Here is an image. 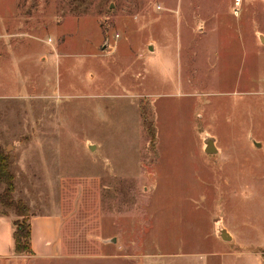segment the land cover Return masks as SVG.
Returning a JSON list of instances; mask_svg holds the SVG:
<instances>
[{
	"label": "rangeland",
	"instance_id": "rangeland-1",
	"mask_svg": "<svg viewBox=\"0 0 264 264\" xmlns=\"http://www.w3.org/2000/svg\"><path fill=\"white\" fill-rule=\"evenodd\" d=\"M261 36L264 0H0L14 199L73 264H264Z\"/></svg>",
	"mask_w": 264,
	"mask_h": 264
},
{
	"label": "crops",
	"instance_id": "crops-1",
	"mask_svg": "<svg viewBox=\"0 0 264 264\" xmlns=\"http://www.w3.org/2000/svg\"><path fill=\"white\" fill-rule=\"evenodd\" d=\"M14 219V215H0V264H73L72 260L80 257L70 247L73 243L68 240L64 218L59 214L32 213V253L16 254ZM103 247L105 254L101 258L111 257L117 260L116 264H122L119 260L123 262L125 257L120 253L121 250H114L115 255L110 256L105 250L107 244Z\"/></svg>",
	"mask_w": 264,
	"mask_h": 264
},
{
	"label": "trees",
	"instance_id": "trees-1",
	"mask_svg": "<svg viewBox=\"0 0 264 264\" xmlns=\"http://www.w3.org/2000/svg\"><path fill=\"white\" fill-rule=\"evenodd\" d=\"M10 161L8 155L0 150V183L5 184L6 188L0 194V203L7 209L12 210L14 214L8 212L0 215H14V252L16 254H31V219L32 213L23 200H15L13 193L15 191L14 176L11 174Z\"/></svg>",
	"mask_w": 264,
	"mask_h": 264
},
{
	"label": "water",
	"instance_id": "water-1",
	"mask_svg": "<svg viewBox=\"0 0 264 264\" xmlns=\"http://www.w3.org/2000/svg\"><path fill=\"white\" fill-rule=\"evenodd\" d=\"M261 40L262 42H264V37L261 36ZM205 143V153L213 155V154H217L219 152L217 146H216V139L213 137H207L204 140ZM256 146H259L260 144L255 143ZM93 146L91 147V150H93ZM221 237L226 240L229 241L230 237L228 235V233L225 230L221 231ZM114 242H116V239L113 240Z\"/></svg>",
	"mask_w": 264,
	"mask_h": 264
}]
</instances>
